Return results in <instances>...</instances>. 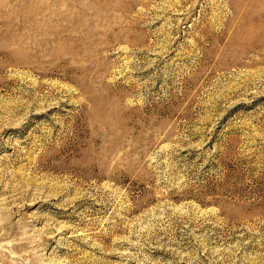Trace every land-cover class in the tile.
I'll list each match as a JSON object with an SVG mask.
<instances>
[{
  "label": "rangeland",
  "instance_id": "obj_1",
  "mask_svg": "<svg viewBox=\"0 0 264 264\" xmlns=\"http://www.w3.org/2000/svg\"><path fill=\"white\" fill-rule=\"evenodd\" d=\"M0 264H264V0H0Z\"/></svg>",
  "mask_w": 264,
  "mask_h": 264
}]
</instances>
